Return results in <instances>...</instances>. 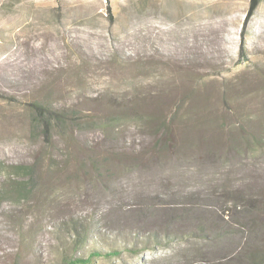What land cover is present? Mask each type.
Returning a JSON list of instances; mask_svg holds the SVG:
<instances>
[{
	"label": "rangeland",
	"instance_id": "374dc122",
	"mask_svg": "<svg viewBox=\"0 0 264 264\" xmlns=\"http://www.w3.org/2000/svg\"><path fill=\"white\" fill-rule=\"evenodd\" d=\"M247 6L0 0V190L21 179L11 165L32 166L31 175L22 174L31 179L19 198L0 193V264H60L112 248L119 254L88 264H184L214 253L216 243L200 237L126 249L133 240L117 223L140 222L126 210L160 198L245 223L241 243L261 236L248 226L254 215L264 222V147L251 143L253 135L264 138V0L248 23L241 57ZM45 95L75 102L97 120L111 114L117 98L159 97L162 105L146 111H160L154 122L169 124L176 146L132 163L113 159L109 149L118 144L137 151L160 136L147 119L130 120L122 134L98 123L44 137L30 125L28 104ZM76 235L85 241L75 244Z\"/></svg>",
	"mask_w": 264,
	"mask_h": 264
},
{
	"label": "trees",
	"instance_id": "16d2710c",
	"mask_svg": "<svg viewBox=\"0 0 264 264\" xmlns=\"http://www.w3.org/2000/svg\"><path fill=\"white\" fill-rule=\"evenodd\" d=\"M108 1V0H107ZM261 0H248V6L244 12L243 19L240 25V54L243 57V41L247 34L248 23L252 19L256 8ZM106 12L108 19L113 22L114 16L111 11V6L107 2ZM159 97L151 99L147 96L143 97L135 95L133 97H121L113 100V109L111 114L105 115L102 120L96 119L90 116L88 112L80 111L77 108L75 102H69L66 98L50 99L48 95L41 96L40 98H34L28 104L30 110L33 113L31 118V126L34 129L35 126L40 128V132L44 137H49L52 130H57L65 126L75 127L81 124L95 125L107 128L110 126H116L120 128L126 127L127 122L130 120L142 121L152 120L154 114H159L160 111L152 114L146 111V106H160ZM163 101V99L161 98ZM111 102V103H112ZM160 104V105H159ZM165 105V104H164ZM166 106H169L167 104ZM159 116V115H157ZM155 123V122H154ZM118 124V125H115ZM153 128H161L160 136L154 138V140L141 148L140 150H130L131 145L127 146L118 144V151L109 149L113 159L122 162L125 160L127 163H132V159L135 162L141 157H145L148 154V158L156 153H168L176 146L171 144L173 137L170 134L169 124L165 120L157 119V123L153 125ZM124 130L120 129L117 134H122ZM156 136V135H155ZM161 138V139H160ZM253 145L264 147V138L260 134L253 135L251 140ZM112 160V159H111ZM141 160V158H140ZM126 163V164H127ZM12 169L21 178L20 180H13L12 182L2 183V186L7 190L4 192L0 190V193H14L17 198L22 195L27 180L31 179V176L27 180H24L23 175H31V165L28 164H15L11 165ZM1 169V166H0ZM23 171V173H20ZM163 199L157 200V202H143L141 206L131 207L126 212L133 214L137 213L140 222H129L125 224L117 223L119 230L117 231L121 235H127L133 240L132 246L126 247L127 250L137 252L140 248H150V243L162 245V243L180 242L186 241L194 237H200L204 240H212L216 243V249L211 255L207 251L201 252L202 256L199 259L193 261H185L184 264H264V225L263 220H259L254 216H251L249 224V230L261 229V236L254 239V236H249V239L244 243H241L240 237L242 230L246 227L245 223L238 222V225H234L229 220V217L218 215V211L210 212L204 209H198L192 207L187 202H166ZM228 208L220 207L219 210H226ZM206 213L203 215V213ZM260 211L256 212L258 217ZM210 215H209V214ZM73 229H76L77 225L72 223ZM90 231V228L85 227ZM85 241V240H84ZM83 238L75 236L74 243L81 244L84 242ZM141 246V247H140ZM120 249L112 248L105 252L100 250L90 251L86 256H70L65 258L60 264H88L93 257L99 255L119 254Z\"/></svg>",
	"mask_w": 264,
	"mask_h": 264
},
{
	"label": "crops",
	"instance_id": "0c3cea01",
	"mask_svg": "<svg viewBox=\"0 0 264 264\" xmlns=\"http://www.w3.org/2000/svg\"><path fill=\"white\" fill-rule=\"evenodd\" d=\"M241 25V24H240Z\"/></svg>",
	"mask_w": 264,
	"mask_h": 264
}]
</instances>
